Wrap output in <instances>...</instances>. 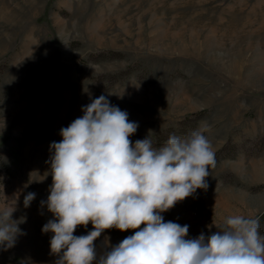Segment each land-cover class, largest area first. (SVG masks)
Segmentation results:
<instances>
[{"label":"rangeland","instance_id":"obj_1","mask_svg":"<svg viewBox=\"0 0 264 264\" xmlns=\"http://www.w3.org/2000/svg\"><path fill=\"white\" fill-rule=\"evenodd\" d=\"M100 95L138 124L133 145L195 130L211 142L208 188L165 222L197 238L229 216L259 217L264 235V0H0V213L21 230L0 264L59 260L42 231L55 219L50 146ZM134 232L105 230L97 261Z\"/></svg>","mask_w":264,"mask_h":264},{"label":"clouds","instance_id":"obj_2","mask_svg":"<svg viewBox=\"0 0 264 264\" xmlns=\"http://www.w3.org/2000/svg\"><path fill=\"white\" fill-rule=\"evenodd\" d=\"M82 111L50 146L53 182L46 205L55 219L42 231L54 234L50 248L60 257L56 264H264L259 217L229 216L219 231L186 238L188 225L165 222L161 215L208 188L216 159L201 130L173 134L159 148L149 137L133 145L129 137L138 124L105 95ZM34 198L35 193L25 196L26 208ZM12 213H0V246L7 248L21 232ZM89 223L94 230L74 235ZM113 228L135 232L116 246L106 241L111 250L97 261L94 242Z\"/></svg>","mask_w":264,"mask_h":264},{"label":"trees","instance_id":"obj_3","mask_svg":"<svg viewBox=\"0 0 264 264\" xmlns=\"http://www.w3.org/2000/svg\"><path fill=\"white\" fill-rule=\"evenodd\" d=\"M26 112H28V110Z\"/></svg>","mask_w":264,"mask_h":264}]
</instances>
